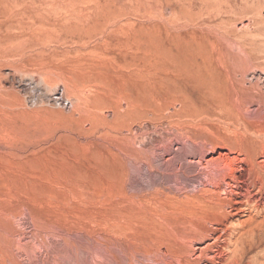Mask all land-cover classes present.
<instances>
[{"label":"rangeland","instance_id":"obj_1","mask_svg":"<svg viewBox=\"0 0 264 264\" xmlns=\"http://www.w3.org/2000/svg\"><path fill=\"white\" fill-rule=\"evenodd\" d=\"M263 177L264 0H0V264H264Z\"/></svg>","mask_w":264,"mask_h":264},{"label":"bare ground","instance_id":"obj_2","mask_svg":"<svg viewBox=\"0 0 264 264\" xmlns=\"http://www.w3.org/2000/svg\"><path fill=\"white\" fill-rule=\"evenodd\" d=\"M239 151H240V150H239ZM232 163H233V162H232ZM241 163H242V162H241ZM235 164H236V163H235ZM218 167H219V166H218ZM226 167H229V166L226 165L225 168L222 167L223 169H220V167L217 169L218 172H221V173H223V174L225 175L224 178L227 177V175H226L225 172H226V170H227L228 168H226ZM241 167H243V166H241ZM229 168H230V167H229ZM236 169H237V168H236ZM243 170L245 171L244 168H243ZM251 170H252V169H251ZM234 171H235L234 168L231 169V173H232V174H231V177H233L235 180H237ZM239 171H240V170H239ZM239 171H238V172H239ZM255 172H256V170H255ZM257 172H258V171H257ZM257 172H256V173H257ZM228 174H229V173H228ZM239 175H240V176H239L238 180H239L241 177L244 176V175H243V172H241ZM248 175H250V172H248ZM257 175L259 176V174H257ZM229 176H230V175H229ZM250 176H251V175H250ZM260 176H261V175H260ZM260 176H259V177H260ZM259 177H258V178H259ZM244 178H245V177H244ZM263 178H264V177H263ZM234 179H233V180H234ZM262 180H263V179H262ZM238 182H239V181H238ZM262 182H263V181H262ZM224 183H225V182H224ZM259 183H260V182H259ZM262 188L264 189V182L262 183ZM249 193H250V191H249ZM251 199H253V198H251ZM248 202H249V201H248ZM256 203H257V202H256ZM252 204H253V203H252ZM253 207L255 208V206H253ZM256 209H257V208H256ZM254 212H255V210H254ZM257 214L260 215L261 213L259 212V213H257ZM255 215H256V214H255ZM258 215H257V216H258Z\"/></svg>","mask_w":264,"mask_h":264},{"label":"built area","instance_id":"obj_3","mask_svg":"<svg viewBox=\"0 0 264 264\" xmlns=\"http://www.w3.org/2000/svg\"><path fill=\"white\" fill-rule=\"evenodd\" d=\"M64 96H65V91L64 89H61L60 92L57 93L56 99H58L61 102V104L64 105L65 108L71 109L73 104L68 100L67 101L64 100Z\"/></svg>","mask_w":264,"mask_h":264}]
</instances>
